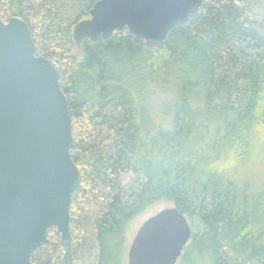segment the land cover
Segmentation results:
<instances>
[{
  "label": "trees",
  "instance_id": "1",
  "mask_svg": "<svg viewBox=\"0 0 264 264\" xmlns=\"http://www.w3.org/2000/svg\"><path fill=\"white\" fill-rule=\"evenodd\" d=\"M96 1L0 0L57 61L81 176L68 244L48 228L32 262L123 264L130 221L164 202L191 228L179 260L264 264V183L248 176L264 159V0H203L160 48L126 30L77 47Z\"/></svg>",
  "mask_w": 264,
  "mask_h": 264
},
{
  "label": "water",
  "instance_id": "2",
  "mask_svg": "<svg viewBox=\"0 0 264 264\" xmlns=\"http://www.w3.org/2000/svg\"><path fill=\"white\" fill-rule=\"evenodd\" d=\"M203 0H97L72 31L80 47L126 30L135 42L160 48ZM56 60L36 54L22 18L0 19V264H34L32 253L55 227L69 240L71 195L80 172L68 101ZM191 239L182 212L168 205L146 218L127 252V264H176Z\"/></svg>",
  "mask_w": 264,
  "mask_h": 264
},
{
  "label": "rangeland",
  "instance_id": "3",
  "mask_svg": "<svg viewBox=\"0 0 264 264\" xmlns=\"http://www.w3.org/2000/svg\"><path fill=\"white\" fill-rule=\"evenodd\" d=\"M258 148L253 149V152L256 151ZM255 162L252 164V167L248 170V176L252 182L253 185L261 186L264 183V159L261 158V156L255 155L253 161ZM169 204H166L164 202H159L155 206H153L149 211H147L142 216L136 217L133 220L130 221L127 231L125 233L126 241L123 244V250H122V263L127 264V252L129 245L141 225V223L148 218L150 215L154 214L158 210L168 206ZM176 264H191L190 261H183L178 260Z\"/></svg>",
  "mask_w": 264,
  "mask_h": 264
}]
</instances>
